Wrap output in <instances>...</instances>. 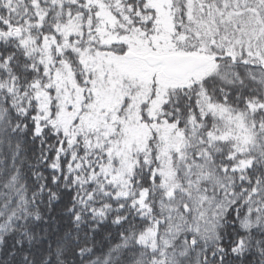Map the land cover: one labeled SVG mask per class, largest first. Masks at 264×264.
<instances>
[{
	"label": "snow or ice",
	"instance_id": "6c2138e0",
	"mask_svg": "<svg viewBox=\"0 0 264 264\" xmlns=\"http://www.w3.org/2000/svg\"><path fill=\"white\" fill-rule=\"evenodd\" d=\"M0 264H264V0H0Z\"/></svg>",
	"mask_w": 264,
	"mask_h": 264
}]
</instances>
